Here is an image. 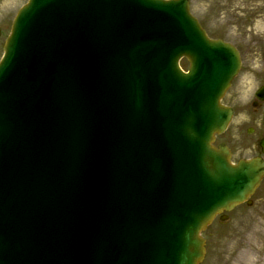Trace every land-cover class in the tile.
Segmentation results:
<instances>
[{
  "label": "water",
  "instance_id": "95a60500",
  "mask_svg": "<svg viewBox=\"0 0 264 264\" xmlns=\"http://www.w3.org/2000/svg\"><path fill=\"white\" fill-rule=\"evenodd\" d=\"M3 50L0 264H198L200 230L264 175L261 158L232 164L211 144L232 115L219 100L236 50L209 40L182 0H28ZM112 113L131 124L112 130ZM96 181L114 193L76 225Z\"/></svg>",
  "mask_w": 264,
  "mask_h": 264
},
{
  "label": "flooded vegetation",
  "instance_id": "af4514ba",
  "mask_svg": "<svg viewBox=\"0 0 264 264\" xmlns=\"http://www.w3.org/2000/svg\"><path fill=\"white\" fill-rule=\"evenodd\" d=\"M191 12L195 15L202 28L210 38L222 39L231 43L239 52V73L247 77L257 78L256 89L264 82V0H187ZM180 64L186 68L185 58ZM252 105L264 108V101L254 99ZM264 137V132L258 133V140ZM259 155V152L254 154ZM220 224H229L228 217L218 219ZM216 236L207 239L206 264L210 258L211 264H241L238 250L230 249L232 241L247 243L242 232L226 228L213 229ZM239 249V248H238ZM243 251V250H242ZM257 253L250 259L243 255L245 264H259L261 257Z\"/></svg>",
  "mask_w": 264,
  "mask_h": 264
},
{
  "label": "rangeland",
  "instance_id": "374dc122",
  "mask_svg": "<svg viewBox=\"0 0 264 264\" xmlns=\"http://www.w3.org/2000/svg\"><path fill=\"white\" fill-rule=\"evenodd\" d=\"M25 2L26 0H0V57L2 45L10 31L12 19L17 9ZM257 82V78L247 77L245 73L241 72L233 79L230 88L222 99L224 104L233 108L234 114L227 129L216 135L214 143H226L232 151L233 161L254 153V129H262V110H253L249 105ZM248 129L250 131H247ZM228 215V217H237L235 218L236 221L230 224L242 232V236L246 237L247 245H250L247 249L252 248L249 252L252 254H246L248 259L258 253L259 257H262L261 264H264V179L252 194L251 204H240L229 211ZM229 245L230 249L239 251V261L241 264H245V257H242L243 244L232 241ZM206 264H211L210 258Z\"/></svg>",
  "mask_w": 264,
  "mask_h": 264
}]
</instances>
